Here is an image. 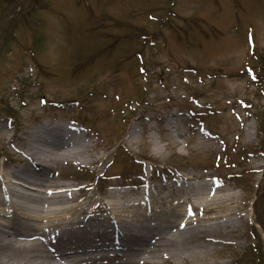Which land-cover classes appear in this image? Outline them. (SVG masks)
<instances>
[{
  "label": "rangeland",
  "instance_id": "1",
  "mask_svg": "<svg viewBox=\"0 0 264 264\" xmlns=\"http://www.w3.org/2000/svg\"><path fill=\"white\" fill-rule=\"evenodd\" d=\"M83 97L84 109L72 103ZM256 117L264 121V0H0V153L11 157L0 156V173L34 171L21 142L35 126L69 122L105 161L39 169L54 181L99 195L114 181L153 191L196 174L244 197L240 241L158 264H258V245L264 264L252 207L264 192ZM119 140L128 165L110 147Z\"/></svg>",
  "mask_w": 264,
  "mask_h": 264
},
{
  "label": "bare ground",
  "instance_id": "2",
  "mask_svg": "<svg viewBox=\"0 0 264 264\" xmlns=\"http://www.w3.org/2000/svg\"><path fill=\"white\" fill-rule=\"evenodd\" d=\"M84 100L72 103L84 109ZM173 119L169 115L165 120L168 127H176ZM58 125L35 126L21 142L19 152L34 171L0 173V262L111 264L116 259L122 264H158L186 256L213 257L221 246L240 241L236 233L245 220L246 202L236 185L224 180L195 183L205 177L185 174L181 183L153 191H119L114 188L122 182L114 181L111 189L95 195L90 185L78 187L44 176L40 168L105 161L92 151L88 134L78 125ZM134 132L132 128L131 141Z\"/></svg>",
  "mask_w": 264,
  "mask_h": 264
},
{
  "label": "trees",
  "instance_id": "3",
  "mask_svg": "<svg viewBox=\"0 0 264 264\" xmlns=\"http://www.w3.org/2000/svg\"><path fill=\"white\" fill-rule=\"evenodd\" d=\"M145 36L147 37L148 34ZM77 69L75 70V72L77 71ZM7 108L11 111V113L9 111L7 114L11 117L16 118L17 112L14 110V108L12 106L7 107ZM257 120L260 122L259 133L262 137L260 140V146H261V149L264 151V121L263 120L260 121L259 118H257ZM84 122H86V120H84ZM122 151H123V153L125 152L124 150H122ZM233 164L236 165V164H238V162L233 161ZM239 164H241V163H239ZM255 211H256L258 221L264 225V192L261 195L257 196V200L255 202ZM257 248L256 249L254 248V250H255V252H256V250L258 251V253H257L258 254V261H259L258 264H263V263H260L261 262V254H262L261 248L259 245L257 246Z\"/></svg>",
  "mask_w": 264,
  "mask_h": 264
}]
</instances>
